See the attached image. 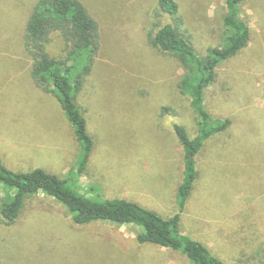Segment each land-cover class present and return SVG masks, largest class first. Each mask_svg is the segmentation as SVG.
Instances as JSON below:
<instances>
[{"label":"rangeland","instance_id":"rangeland-1","mask_svg":"<svg viewBox=\"0 0 264 264\" xmlns=\"http://www.w3.org/2000/svg\"><path fill=\"white\" fill-rule=\"evenodd\" d=\"M79 1L98 24L100 51L78 96L94 148L75 189L137 203L164 219L179 213L180 232L219 259L264 264V0L239 6L250 42L206 91L211 116L231 126L198 154L197 181L182 212L183 149L173 128L181 125L193 137L196 124L177 88L184 69L149 39L171 19L158 0ZM174 1L199 56L221 45L226 0ZM36 2L0 0V160L14 172L41 168L68 179L79 147L57 101L33 84L24 50ZM61 47L52 38L50 53ZM3 196L0 188V204ZM138 233L132 225H76L62 205L37 194L14 223L0 217V264H191L179 252L138 244Z\"/></svg>","mask_w":264,"mask_h":264},{"label":"trees","instance_id":"trees-1","mask_svg":"<svg viewBox=\"0 0 264 264\" xmlns=\"http://www.w3.org/2000/svg\"><path fill=\"white\" fill-rule=\"evenodd\" d=\"M245 0H226V29L219 47L210 48L199 56L189 38L181 30L182 19L174 0H158L170 23L158 28L149 37L152 47L175 57L185 73L177 84L181 95L189 101L194 115L196 133L190 137L186 129L174 125V134L183 149L182 180L177 189V207L182 212L197 181V156L212 138L226 132L230 119L211 116L205 101L206 91L216 82L220 67L235 58L250 42L247 25L239 20V6ZM62 44L58 55H52V38ZM24 50L31 59L30 76L42 93L51 95L59 104L73 130L79 147L77 165L72 178H59L35 168L14 172L0 160V188L4 192L0 217L14 223L25 201L43 194L62 205L76 225L107 222L132 225L139 229L136 241L179 252L191 264H228L213 255L200 241L180 232L179 213L169 219L125 199L86 197L75 189L83 174L94 141L88 133L86 111L78 103L86 79L96 65L100 51V33L96 20L79 0H37L26 21L23 34ZM166 111L165 108L161 109Z\"/></svg>","mask_w":264,"mask_h":264}]
</instances>
